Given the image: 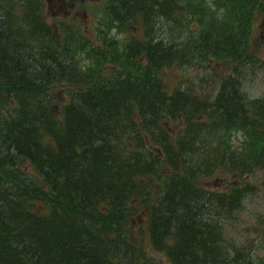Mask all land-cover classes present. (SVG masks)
<instances>
[{"label": "trees", "instance_id": "16d2710c", "mask_svg": "<svg viewBox=\"0 0 264 264\" xmlns=\"http://www.w3.org/2000/svg\"><path fill=\"white\" fill-rule=\"evenodd\" d=\"M67 6L0 0V264H264V213L230 230L264 171V0Z\"/></svg>", "mask_w": 264, "mask_h": 264}, {"label": "rangeland", "instance_id": "374dc122", "mask_svg": "<svg viewBox=\"0 0 264 264\" xmlns=\"http://www.w3.org/2000/svg\"><path fill=\"white\" fill-rule=\"evenodd\" d=\"M68 6L67 11L69 12V15L76 16L79 21L81 22V26H85L88 28H91V24H95V20L97 16H100V11H97V6L101 7L102 4H104L105 0H67ZM83 3L82 5H80ZM58 13L57 16L61 17V15L66 14L59 11L61 9V3L60 5L54 7ZM82 17H86V21L82 19ZM253 35L256 36L257 41H259V56L264 60V16L262 18L258 17V20L254 23V33ZM229 64V63H227ZM222 65V64H221ZM228 66V65H227ZM225 71L227 68L224 66ZM212 72V71H211ZM250 74L245 81V90L249 93L251 96L260 95L264 93V63L260 65L259 68L255 69L253 72H248ZM159 76L163 79L164 83L168 88H172L173 86L187 81L182 80V76H187V73H184L181 69L178 67L172 66V67H166L163 70L159 71ZM198 82V81H197ZM203 85H205V89L209 86L208 82H202ZM61 86L57 85L56 89H59ZM193 87L200 88V85L193 84ZM214 97V96H213ZM252 181H254L257 185V188L255 189L256 192L249 195L247 197L246 203H245V209L240 212L239 214V222L237 223L236 227L230 229L231 231L235 232V236L238 240L242 239L243 233H245L246 230L245 227L249 226L252 222L256 220L258 217V214L264 213V171L258 170L252 177H250ZM211 181V180H210ZM214 181L219 184H223V179H220L218 177L214 178ZM238 231V232H237ZM256 232L253 231L251 235H255ZM148 253L150 255V260L154 262L155 264H170L167 257L162 251H157L154 249L148 248Z\"/></svg>", "mask_w": 264, "mask_h": 264}, {"label": "bare ground", "instance_id": "6f19581e", "mask_svg": "<svg viewBox=\"0 0 264 264\" xmlns=\"http://www.w3.org/2000/svg\"><path fill=\"white\" fill-rule=\"evenodd\" d=\"M24 165V164H23ZM27 165V164H26ZM27 169H29L30 167H29V165L26 167ZM31 170H32V168H31ZM29 171H30V169H29Z\"/></svg>", "mask_w": 264, "mask_h": 264}]
</instances>
